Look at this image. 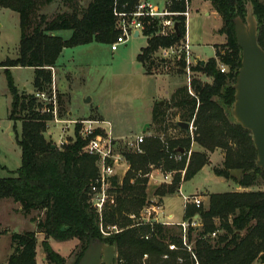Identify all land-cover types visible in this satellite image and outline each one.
<instances>
[{
	"label": "trees",
	"instance_id": "1",
	"mask_svg": "<svg viewBox=\"0 0 264 264\" xmlns=\"http://www.w3.org/2000/svg\"><path fill=\"white\" fill-rule=\"evenodd\" d=\"M140 0H0V8L16 11L20 19V54L0 66L7 72L8 87L12 96L9 118L22 121V133L18 143L22 148L21 166L8 176L0 177V199L11 198L20 203L24 212L41 210L44 218H38L37 231L12 234L13 252L7 264H37L38 232L45 238L42 247L51 264H77L90 239L99 238L115 245L117 264H143L149 255V264H176V254L171 260H163L167 241L180 243L179 227L163 224H133L132 214H138L148 197L147 178L143 177L151 164L163 165L166 171H179L185 161L170 159L169 151L191 148L190 135L165 142L158 136H147L141 144L143 152L124 150L130 168L122 182L113 178L115 204L104 214L106 224H118L120 232L105 237L99 228V215L92 205L90 185L98 174L97 157L86 152L87 140L76 127L75 140L58 146L46 135L47 125L53 120V105L44 111L37 92H51L53 75L63 50L92 42L112 44L119 35L115 9L133 11ZM192 2L193 0H189ZM224 18L221 32L226 33V49L218 51L220 62L228 66L223 72L215 57L206 62L199 60L191 69L201 72L212 81L198 77L191 81L194 94L188 86L179 87L173 94V107L182 112V120L196 124L195 141L201 150H194L184 179L194 177L208 162L209 153L224 149L223 167H215L214 173L232 179L244 188L261 185L264 169L256 164L257 152L251 132L236 123L230 107L234 101L238 69L241 66L242 49L235 34L234 18L246 15V5L252 1L259 20V43L264 48V0H207ZM57 3L49 13L46 8ZM186 0H167L171 11H183ZM161 19L145 18L143 34L148 43L138 55V61L148 74H153L167 59L156 55L160 49L169 48L184 36V27L169 35L159 33ZM70 30L64 37L58 31ZM177 57V56H176ZM180 71L186 72L185 59L177 60ZM35 69L34 93L20 90L10 71L11 67ZM164 106L157 103L153 120L163 122ZM176 127L180 128L176 122ZM184 131V130H182ZM166 143L169 144L167 148ZM56 144L54 147L53 145ZM233 171H240L238 177ZM181 172L175 173L170 185L155 187L154 194L167 195L179 190ZM199 216L201 225L190 227L188 238L199 264H264V190L214 192L208 205H188L185 219ZM217 232L216 236H212ZM3 234L0 231V238ZM149 235L148 238L145 236ZM67 241L78 238L82 250L73 263L56 251L50 239ZM193 264L190 254L181 251Z\"/></svg>",
	"mask_w": 264,
	"mask_h": 264
},
{
	"label": "rangeland",
	"instance_id": "2",
	"mask_svg": "<svg viewBox=\"0 0 264 264\" xmlns=\"http://www.w3.org/2000/svg\"><path fill=\"white\" fill-rule=\"evenodd\" d=\"M89 1L82 0L85 5ZM150 1L158 9L167 7V0ZM57 5V3L50 5L46 11L52 13ZM223 26V16L212 7L209 1L193 0L191 2L190 39L194 57H200L205 62L215 57L220 66L218 51H224L226 48L223 45L227 42L226 33L221 32ZM57 33L64 37L71 35L70 30H61ZM20 40L19 14L8 8H0V63L19 56ZM147 43L148 39L142 33L138 37L130 36L127 42L119 45L117 50H112L111 44L98 42L65 48L59 57L57 66L51 68L53 75L51 92L45 91V97L40 98L44 107L54 106L55 100L60 117L63 119L109 121L112 125L113 137L117 140L120 149H127V142L135 141L138 136L147 137L149 135L147 133H151L152 136H158L165 142L169 139L190 135L191 148L195 151L201 150L195 141V122L193 133L189 131V134L174 125L176 121L182 120V112L173 107L172 97L179 87L185 85L191 93L189 84L196 77L209 82L212 79L192 69L190 76L187 71H180L181 67L177 62L180 58L176 56L181 51L182 39L174 45L172 51L164 48L156 53L167 60L161 63L160 68L153 74H148L138 61V55ZM194 65L196 63L192 62L191 68ZM10 71L20 90H26L28 93L35 92L33 86L35 70L33 68L17 67ZM191 89L194 93V89ZM87 99L90 100L87 101ZM11 100L7 72L4 66H0V177L8 176L22 163V148L18 143L22 133V121L9 118ZM160 101H164V118L163 122L156 123L153 120V111ZM148 123L147 131H144ZM46 135L60 146L61 140H66L65 144L75 140L76 128L72 123H57L51 120L47 125ZM224 160V149L219 148L210 152L209 162L205 168L184 182L183 192L186 194L198 192L199 195L206 196L205 205H208L209 195L214 192L264 190V182L248 189L241 187L237 189L236 181L216 175L214 168L223 167ZM233 172L238 177L241 176L240 171ZM118 177L121 183L122 174ZM143 177L147 178L145 175ZM115 190L116 188L112 191L114 201L108 202L105 211L115 204L117 194ZM154 190V185L149 187L144 206L160 203L159 198L154 196ZM152 198L155 200L152 201ZM19 207L22 213L19 212ZM166 210L181 214L183 198L180 193L169 196L166 201ZM39 217L44 218L43 211L24 212L21 204L13 199H0V231L3 232L0 238V264L8 261L13 252L12 234L37 231ZM131 218L134 224L136 220ZM50 243L56 251L59 250L67 263H73L77 259L83 246V242L78 238L67 241L52 239ZM116 253L114 264H117V250ZM43 255L46 254L42 247L41 237L38 264H42ZM44 262L51 264L47 259ZM147 263L149 264L148 260Z\"/></svg>",
	"mask_w": 264,
	"mask_h": 264
},
{
	"label": "built area",
	"instance_id": "3",
	"mask_svg": "<svg viewBox=\"0 0 264 264\" xmlns=\"http://www.w3.org/2000/svg\"><path fill=\"white\" fill-rule=\"evenodd\" d=\"M115 15L118 18V28L120 30L119 35L116 40L111 44L112 50H117L119 45L127 42L130 36L135 37L136 31H139L140 34L143 33L145 29V18H158L161 19V28L159 33L162 35H169L177 32L175 24L178 23L179 31L180 26L184 27V36L182 38V47L180 53L177 55L178 58L185 59L186 62V71L190 76L191 65L194 62V56L191 50L192 43L190 39V17H191V2L186 0V7L183 11H171L167 7L164 9H158L150 0H140L139 3L135 6L133 11H119L115 9ZM139 34V35H140ZM174 46L166 48L173 50ZM221 71L225 72L228 70V66L221 63ZM190 79V78H189ZM191 80V79H190ZM191 82L189 84V90L191 94H194L191 89ZM37 97H45V92H37ZM44 111H48L49 108L44 107ZM53 121L57 123H72L75 128L77 125L79 127V134L85 140L87 144L85 150L87 153L97 157V167L98 174L95 180L91 183L90 188L92 192V205L99 215V228L101 233L107 237L114 232H120L122 229L117 224H106L104 222V213L108 202L114 201L113 190L115 189V184L113 178L118 176L119 168L127 165L130 166L129 161L127 160L124 150H128L135 153L143 152L141 144L145 139V135H140L135 141L127 142V149H120L118 147L117 140L113 137L112 125L107 120H95V119H82V120H66L60 117V113L56 106V101L54 100L53 106ZM195 119V118H194ZM194 119L190 121V131L193 133V124ZM193 135V134H192ZM151 136V134L147 135ZM194 141V137L192 138ZM66 140L60 141V146L65 144ZM167 148L169 144L166 143ZM170 159H173L176 162L185 161V167L179 171L170 170L163 171V167H160L162 172V181L165 184H172L174 182V175L177 172H181V181L184 180L187 167L189 165L193 149L190 148L184 151H169ZM128 169V167H127ZM124 170V172L127 171ZM146 176H153L152 173L145 174ZM178 192L183 198L184 208L187 209L188 205L194 204L197 207L204 205V201L200 195H189L183 192L181 186L179 187ZM159 212L163 213V208L156 205L144 206L142 209L143 217L138 218L136 214H132L136 222L134 225H154L161 223L163 225H174L180 229V243L175 241L168 240L167 250L163 253V260H171L173 254H176V264H184L186 258L180 254L181 251H186L190 254V259L194 262L193 264H199L198 257L193 249V243L190 242L188 238V232L190 227L200 226V221L198 217H192L190 219H185L179 222L163 220L159 217ZM153 215H156L155 219H152ZM217 232H213L212 236H216ZM146 238L149 235L145 236ZM149 255L146 253L144 259H147Z\"/></svg>",
	"mask_w": 264,
	"mask_h": 264
},
{
	"label": "water",
	"instance_id": "4",
	"mask_svg": "<svg viewBox=\"0 0 264 264\" xmlns=\"http://www.w3.org/2000/svg\"><path fill=\"white\" fill-rule=\"evenodd\" d=\"M234 24L242 58L233 85L235 93L230 112L236 123L251 132L257 152L256 164L264 169V48L259 43V20L252 1L246 5V15L236 16ZM175 28L179 32L178 23ZM139 34L136 31L135 37ZM197 59L205 62L200 57ZM163 103L164 101H160L161 105ZM176 124L182 130L190 131L189 121L178 120ZM148 125L149 123L144 131ZM116 256L115 245L92 237L77 264H114Z\"/></svg>",
	"mask_w": 264,
	"mask_h": 264
},
{
	"label": "crops",
	"instance_id": "5",
	"mask_svg": "<svg viewBox=\"0 0 264 264\" xmlns=\"http://www.w3.org/2000/svg\"><path fill=\"white\" fill-rule=\"evenodd\" d=\"M141 35V34H140ZM139 35V36H140ZM138 37V36H137ZM17 67H21V66H14V67H12V68H10L11 70H13V69H15V68H17ZM32 68V67H31ZM34 69V68H33ZM35 70V69H34ZM11 102H12V100H11ZM190 122V121H189ZM149 126V125H148ZM146 131H147V129H146ZM187 134H189V132H187L186 130H184ZM147 134H151V133H147ZM181 149H183V148H181ZM181 149H180V151H181ZM185 150V149H184ZM193 151H194V149H193ZM186 165V164H185ZM127 167H128V169H127ZM150 169H149V171L147 172V173H152V177L151 176H147V191H148V189H149V187L150 186H155V187H158V186H160V185H163V184H165V183H163V181H162V178H163V176H162V172L163 171H166L165 169H164V166L161 164V165H155V164H151L150 165ZM160 167H163V171L161 172V170H160ZM185 167V166H184ZM129 168H130V166H127V165H125V166H123V167H121V168H119V174H122V178H124V176L126 175V173H127V171L129 170ZM205 168V166L201 169V170H203ZM125 169H127V171L126 172H124V170ZM200 170V171H201ZM199 171V172H200ZM146 173V174H147ZM119 174H118V176H119ZM146 176V175H145ZM175 176V175H174ZM220 177H222V176H220ZM193 178V177H192ZM224 178V177H223ZM182 179V178H181ZM191 179V178H190ZM123 180V179H122ZM187 180H189V179H184L183 181H181L180 180V183H179V187L181 186V188L183 189V184H184V182L185 181H187ZM122 182V181H121ZM165 185H170V184H165ZM238 187H241V188H243L244 189V187H242V186H240L239 184H237V189H238ZM245 189H248V188H245ZM175 193H179L178 192V190L175 192ZM175 193H172V194H167V195H155L154 194V196H156V198H159V201H160V203L159 204H155V203H153V204H151V205H156V206H161L162 208H163V213H160L159 212V217L161 218V219H163V220H167V221H173V222H179V221H182V220H185V214H186V209L184 208V203H183V211L181 212V214H176L175 213V211H170V212H168L167 210H166V201H167V199L169 198V196L170 195H173V194H175ZM189 195H199L198 194V192H194V193H191V194H189ZM201 197H202V199H203V201H204V204H205V197L206 196H203V195H200ZM152 201H154L155 200V198H152L151 199ZM16 204V203H15ZM19 212H21L22 213V211H21V207H19ZM196 217H198V219H199V216L198 215H195ZM137 217L138 218H141V217H143V215H142V213L141 212H139L138 214H137ZM155 217H156V215H153V217H152V219H155ZM199 221H200V225H201V220L199 219ZM159 224H161V223H159ZM167 226H174V225H167ZM37 237H38V244H37V249H36V251H37V255H36V261H37V264H38V260H39V239L42 237V240L45 238V236H44V233H42V232H38V234H37ZM52 240V238L49 240V241H51ZM58 252H59V250H58ZM149 259V257L147 258V259H144V257H143V260H144V264H148L147 263V260ZM41 260H42V264H45V262L44 261H46V258H45V255H43L42 257H41ZM145 260H146V262H145ZM3 264H7V261L5 262V263H3Z\"/></svg>",
	"mask_w": 264,
	"mask_h": 264
},
{
	"label": "flooded vegetation",
	"instance_id": "6",
	"mask_svg": "<svg viewBox=\"0 0 264 264\" xmlns=\"http://www.w3.org/2000/svg\"><path fill=\"white\" fill-rule=\"evenodd\" d=\"M199 60L197 59V57L194 58V62L197 63Z\"/></svg>",
	"mask_w": 264,
	"mask_h": 264
}]
</instances>
